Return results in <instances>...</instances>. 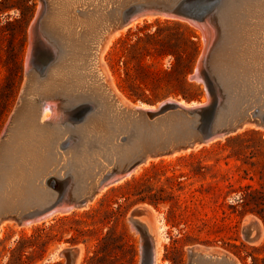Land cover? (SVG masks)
I'll list each match as a JSON object with an SVG mask.
<instances>
[{
    "label": "water",
    "instance_id": "1",
    "mask_svg": "<svg viewBox=\"0 0 264 264\" xmlns=\"http://www.w3.org/2000/svg\"><path fill=\"white\" fill-rule=\"evenodd\" d=\"M241 0H40L29 29L25 82L0 133V224L39 221L55 212L85 207L106 185L131 175L149 159L222 139L246 125L264 129V44L248 52L229 43L228 30ZM82 42L78 57L67 53L56 24L63 12ZM186 22L201 31L202 47L189 79L203 85L205 100L168 97L157 104L124 100L100 62L109 34L140 17ZM233 46V47H232ZM47 90L51 113L37 118L28 141L24 113L36 83ZM182 100V101H181ZM139 264H154V241L140 219ZM250 218L245 235L257 228ZM76 247L58 251L75 264ZM187 264H238L227 252L189 248Z\"/></svg>",
    "mask_w": 264,
    "mask_h": 264
},
{
    "label": "rangeland",
    "instance_id": "2",
    "mask_svg": "<svg viewBox=\"0 0 264 264\" xmlns=\"http://www.w3.org/2000/svg\"><path fill=\"white\" fill-rule=\"evenodd\" d=\"M39 2L0 0V133L25 82L28 29ZM191 31L202 47L199 29L172 19H145L121 32L101 60L119 95L130 103L157 104L168 97L204 100L203 85L201 94H195L200 91L190 83H198L189 79L197 58L190 72L173 71L176 56L159 54L156 42L173 34L185 66ZM145 67L152 72L141 79ZM177 153L148 160L139 173L110 185L91 206L29 227L3 220L0 264H63L65 257L57 252L65 247L78 249L75 264H139L140 233L129 221L139 206L149 210L140 219L155 243L159 221L165 225L161 264H187L190 247L227 252L238 264H264V129L244 128ZM253 208H262L263 215ZM250 218L258 227L245 235Z\"/></svg>",
    "mask_w": 264,
    "mask_h": 264
},
{
    "label": "bare ground",
    "instance_id": "3",
    "mask_svg": "<svg viewBox=\"0 0 264 264\" xmlns=\"http://www.w3.org/2000/svg\"><path fill=\"white\" fill-rule=\"evenodd\" d=\"M237 8H238V14L233 19V21L231 22L227 36L229 39V43L234 46V47L232 46L233 49L234 48L238 49L239 47H241V49H244V51L248 52V50L256 44H260V43L264 44V0H241L238 3ZM64 12H66V11H63L60 14V18L56 20V24H57L58 28H60V30L63 33H65L66 38L64 40V45L67 48V53L72 57H75V56L78 57L82 51V42L78 38H76L75 36L72 35L73 32H71V29L69 28L70 25H69L66 17L63 18ZM154 18H164V17H155V16L140 17V18H137V19H134L133 21H131L128 26L123 27V28L109 34L108 37L106 38L104 44H103L101 51H100V55H99L100 62H101L102 58L104 57L103 54L105 53L106 49L112 44L114 39L121 32L125 31V29L127 27L133 26V25H135V24H137V23H139L145 19L151 20ZM61 85H62V83H58V80H57V83H51L48 79L43 80V81L41 80L40 83H36V85H35V91L36 92H34L33 98L29 101L27 109L25 110V113H24V123H23L22 131L24 132V134L26 136L25 138L28 141L33 140L35 135H37V133L39 131L37 118L40 115L42 117H46L51 113V108L49 106V102H46L44 100L45 96H47V90L53 89V88L61 86ZM205 99L206 98H204V100ZM248 127H251V125H246L244 128H248ZM244 128H241L239 130H242ZM199 146L200 145H198L196 147H199ZM152 159H154V158H152ZM150 161H152V160H150ZM149 162L147 161L146 163H149ZM146 163L141 164L131 175H127L126 177L119 179L117 182H114L112 184V186L114 184L116 185L118 183H121V182L125 181L126 179H130V177L132 178L133 175L135 176V174H137V173H139V171H141V169L144 167V165ZM109 186L110 185L104 186L101 189V191L90 202H88V204L85 207H87L89 205L91 206V204H93L95 202V200H97V198L100 196V194L104 190L108 189ZM85 207H82V208H85ZM78 209H81V208H78ZM74 210H76V209H74ZM74 210L65 211V212H61V211L55 212V213H52L51 215H48L47 217H45L42 220L19 224V227H20V225L25 226V227H29L30 225H33L35 223L38 224L39 222L47 221L55 215L69 213V212H72ZM159 222L160 223L158 225V231H157L159 234V237H158V240L156 241V243L153 240L154 241V264H161V262L159 260V258L161 256L160 238H162L164 236L163 232H164V226L165 225L161 221H159ZM2 224H0V227H1L0 233H2L1 232ZM4 225H5V222H4ZM151 237L153 239V236H151ZM58 257H60V256H58Z\"/></svg>",
    "mask_w": 264,
    "mask_h": 264
},
{
    "label": "trees",
    "instance_id": "4",
    "mask_svg": "<svg viewBox=\"0 0 264 264\" xmlns=\"http://www.w3.org/2000/svg\"><path fill=\"white\" fill-rule=\"evenodd\" d=\"M156 42H159L160 44V52L159 54H166L171 52L172 54H174L176 56V66L173 69V71H178L179 73H183L184 70L186 71V73L190 72L193 68V65L195 63V60L200 52L201 49V42L199 39V36L197 33H195L194 31H191L189 38H188V47L190 48L189 52H188V62L187 64L184 66L183 64L181 65L182 62V55L180 54V51H178V49H175L177 47V41L175 40V37L171 35H169V37L166 39H156ZM171 48V49H170ZM142 74L139 76L141 79H144V76L148 75L150 71L147 67L142 69ZM159 73V72H158ZM167 73H171V72H167ZM192 86H195L196 89L198 91H200V93H195V94H201L202 92V88L200 87V83H198L197 85L195 83H190ZM132 96L130 94L129 98L132 99ZM186 99H189L187 96H185ZM136 100V99H133ZM150 202H152V198L149 197ZM142 200H145L144 198ZM263 208V207H262ZM262 208H257V209H251L253 212H255L256 214L259 215H263V209Z\"/></svg>",
    "mask_w": 264,
    "mask_h": 264
},
{
    "label": "flooded vegetation",
    "instance_id": "5",
    "mask_svg": "<svg viewBox=\"0 0 264 264\" xmlns=\"http://www.w3.org/2000/svg\"><path fill=\"white\" fill-rule=\"evenodd\" d=\"M104 248H105V249H104ZM104 248H103V250H107V247H104ZM101 252H102V251H101ZM104 261H105V256H104L103 258L101 257L100 262H101V263H104Z\"/></svg>",
    "mask_w": 264,
    "mask_h": 264
}]
</instances>
